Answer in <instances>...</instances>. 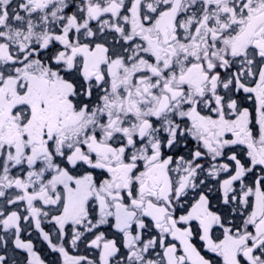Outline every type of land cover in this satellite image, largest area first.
<instances>
[{
  "label": "snow or ice",
  "instance_id": "obj_1",
  "mask_svg": "<svg viewBox=\"0 0 264 264\" xmlns=\"http://www.w3.org/2000/svg\"><path fill=\"white\" fill-rule=\"evenodd\" d=\"M0 264H264V0H0Z\"/></svg>",
  "mask_w": 264,
  "mask_h": 264
}]
</instances>
